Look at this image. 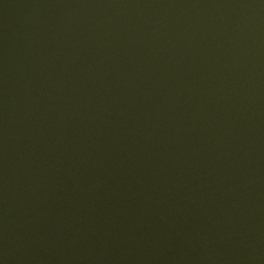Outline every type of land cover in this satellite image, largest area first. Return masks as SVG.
I'll return each mask as SVG.
<instances>
[{
    "label": "water",
    "instance_id": "1",
    "mask_svg": "<svg viewBox=\"0 0 264 264\" xmlns=\"http://www.w3.org/2000/svg\"><path fill=\"white\" fill-rule=\"evenodd\" d=\"M0 264H264V0H0Z\"/></svg>",
    "mask_w": 264,
    "mask_h": 264
}]
</instances>
